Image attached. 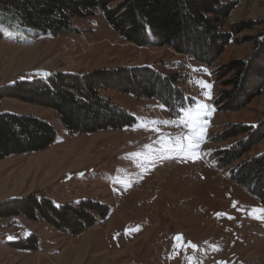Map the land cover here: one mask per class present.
<instances>
[{
    "label": "rangeland",
    "instance_id": "1",
    "mask_svg": "<svg viewBox=\"0 0 264 264\" xmlns=\"http://www.w3.org/2000/svg\"><path fill=\"white\" fill-rule=\"evenodd\" d=\"M263 18L264 0H240L224 27ZM74 25L76 33L54 37L1 18L0 87L46 73L153 66L164 75L181 74L185 100L173 110L155 98L100 90L135 123L93 134L70 133L52 109L0 100V114L38 117L58 133L47 150L0 160V203L37 194L57 207L92 200L110 209L107 220L79 236L43 219L3 218L0 264H264V208L213 156L241 139L214 142L230 125L264 123V90L241 111L219 112L215 99L222 87L212 73L233 60H248L259 29L237 35L247 42H234L208 67L167 46L126 41L101 11ZM197 109L193 132L185 113ZM186 134L194 137V149ZM263 152L264 139L231 168ZM30 237L37 239L35 249L10 244Z\"/></svg>",
    "mask_w": 264,
    "mask_h": 264
},
{
    "label": "trees",
    "instance_id": "2",
    "mask_svg": "<svg viewBox=\"0 0 264 264\" xmlns=\"http://www.w3.org/2000/svg\"><path fill=\"white\" fill-rule=\"evenodd\" d=\"M240 0H0V19L18 23L47 36L76 33L75 20L101 11L109 26L126 41L140 47H170L194 61L212 67L236 36L258 30L253 55L222 65L212 73L222 87L215 105L219 112L246 108L264 90V18L231 25L225 21ZM2 33L0 32V38ZM180 73L162 74L153 66L101 69L85 75L69 72L21 77L0 87V100L13 98L56 111L70 133L93 134L105 130L129 129L135 119L126 110L101 95L100 90L132 94L140 99L155 98L170 109L183 104ZM47 121L30 115L0 114V160L13 155L39 153L57 139ZM239 141L214 153L219 169H230L231 179L264 208V152L234 168L264 139V123L232 124L214 142ZM24 216L43 219L55 229L79 236L98 221L110 216L107 205L82 201L57 207L52 200L32 194L0 203V220ZM17 249H35L30 237L10 243Z\"/></svg>",
    "mask_w": 264,
    "mask_h": 264
},
{
    "label": "snow or ice",
    "instance_id": "3",
    "mask_svg": "<svg viewBox=\"0 0 264 264\" xmlns=\"http://www.w3.org/2000/svg\"><path fill=\"white\" fill-rule=\"evenodd\" d=\"M205 87H208V86L205 85ZM199 107H204V106H198V109H199ZM198 109H197V111L195 112V114H193V112H192L191 110H187L186 113H185V115H186V122H187V124L189 125L190 130L193 131V132L195 131L196 125H197L198 120H199V110H198ZM183 139H184V140H187V142H188V146H189L190 148H193V149L195 148V145L193 144V139H194V137H192V136L186 134V135L183 137ZM168 143L170 144L171 141L169 140ZM177 145H179V147L181 148V150L183 149V144L180 143L179 140L177 141ZM173 146L175 147L176 145H173ZM146 147L151 148V146H146ZM161 147H162L164 150H167V148H168V144H162ZM260 211L264 212V209H261ZM11 238H12V237H9V239H11ZM176 239H177V240H180V239H182V237H179V236H178V237H176ZM190 246L193 247V248L196 247L195 245H190Z\"/></svg>",
    "mask_w": 264,
    "mask_h": 264
},
{
    "label": "bare ground",
    "instance_id": "4",
    "mask_svg": "<svg viewBox=\"0 0 264 264\" xmlns=\"http://www.w3.org/2000/svg\"><path fill=\"white\" fill-rule=\"evenodd\" d=\"M27 57H32V55L30 56V55H28ZM25 62V61H24ZM21 176H23L22 174H20V176L19 177H21ZM84 246L86 245V242L83 244Z\"/></svg>",
    "mask_w": 264,
    "mask_h": 264
}]
</instances>
